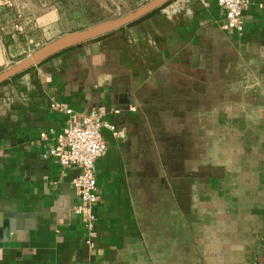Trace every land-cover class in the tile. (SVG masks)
Segmentation results:
<instances>
[{
    "label": "crops",
    "instance_id": "0c3cea01",
    "mask_svg": "<svg viewBox=\"0 0 264 264\" xmlns=\"http://www.w3.org/2000/svg\"><path fill=\"white\" fill-rule=\"evenodd\" d=\"M223 14L171 0L0 87V264H264V0L241 35ZM27 15L24 32L0 13V67L68 33L56 8ZM53 101L105 105L120 131H101L93 248L71 211L77 170L41 157L64 124Z\"/></svg>",
    "mask_w": 264,
    "mask_h": 264
},
{
    "label": "built area",
    "instance_id": "2783aa9c",
    "mask_svg": "<svg viewBox=\"0 0 264 264\" xmlns=\"http://www.w3.org/2000/svg\"><path fill=\"white\" fill-rule=\"evenodd\" d=\"M186 1L202 3L204 0ZM217 4L224 11L219 27L241 35L245 27L242 15L248 0H217ZM16 27L21 29L20 26ZM50 107L62 113L65 119L62 128L54 136V143L41 153V157L54 158L61 169L72 167L77 170L71 183L78 201L72 205L71 211L81 217L86 233L85 245L93 248L96 237V205L99 201L95 162L105 154L107 149V143L101 131L107 129L112 137H119L120 131L113 123L104 120V115L108 111L105 105H98L87 111H77L53 101ZM112 112L117 113L118 109H112ZM40 137L45 138L46 133L41 132ZM52 184L54 185L55 182Z\"/></svg>",
    "mask_w": 264,
    "mask_h": 264
},
{
    "label": "rangeland",
    "instance_id": "374dc122",
    "mask_svg": "<svg viewBox=\"0 0 264 264\" xmlns=\"http://www.w3.org/2000/svg\"><path fill=\"white\" fill-rule=\"evenodd\" d=\"M148 1L149 0H68L67 3H63L61 0H0V13H3L5 18L7 15H10L11 12L16 14L19 23L17 26H20V30L25 32L27 27L31 28L35 24V21L27 19V14L31 12H41L48 8H56L60 16L66 18V30L70 32L86 28L98 22L123 16ZM36 41H38V43L34 41L29 43L28 47L21 51L15 59L0 67V71L11 66L20 58L40 47L41 42H45V39L42 38L41 40L36 37ZM197 237L199 238L198 235Z\"/></svg>",
    "mask_w": 264,
    "mask_h": 264
},
{
    "label": "water",
    "instance_id": "95a60500",
    "mask_svg": "<svg viewBox=\"0 0 264 264\" xmlns=\"http://www.w3.org/2000/svg\"><path fill=\"white\" fill-rule=\"evenodd\" d=\"M171 0H149L137 9L113 19L98 22L86 28L64 33L55 39L41 45L33 50L30 54L20 58L11 66L0 71V84L5 83L15 76L27 71L28 69L46 61L47 59L59 54L78 44L84 43L104 36L118 29H121L131 23L143 18L144 16L154 12ZM5 232H13L20 229L19 224L16 225L12 220L5 222Z\"/></svg>",
    "mask_w": 264,
    "mask_h": 264
},
{
    "label": "trees",
    "instance_id": "16d2710c",
    "mask_svg": "<svg viewBox=\"0 0 264 264\" xmlns=\"http://www.w3.org/2000/svg\"><path fill=\"white\" fill-rule=\"evenodd\" d=\"M63 3H67V1L68 0H61ZM158 10V9H157ZM157 10H155V11H157ZM154 11V12H155ZM153 13V12H152ZM152 13H150V14H152ZM150 14H148V15H146V16H144L143 18H145V17H147V16H149ZM22 74V73H21ZM21 74H19V75H17V76H15L14 78H16V77H18V76H20ZM13 79V78H12ZM7 82H5V83H2V84H0V87L2 86V85H4V84H6Z\"/></svg>",
    "mask_w": 264,
    "mask_h": 264
}]
</instances>
